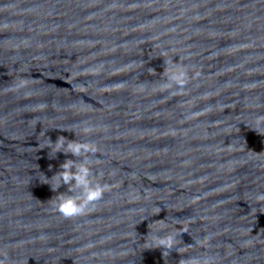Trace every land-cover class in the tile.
Here are the masks:
<instances>
[{
    "label": "water",
    "instance_id": "95a60500",
    "mask_svg": "<svg viewBox=\"0 0 264 264\" xmlns=\"http://www.w3.org/2000/svg\"><path fill=\"white\" fill-rule=\"evenodd\" d=\"M261 114L264 0H0V264H264ZM59 136L110 185L82 216L40 179L83 159Z\"/></svg>",
    "mask_w": 264,
    "mask_h": 264
},
{
    "label": "clouds",
    "instance_id": "9594fccd",
    "mask_svg": "<svg viewBox=\"0 0 264 264\" xmlns=\"http://www.w3.org/2000/svg\"><path fill=\"white\" fill-rule=\"evenodd\" d=\"M161 56L165 58L167 50H162ZM175 61L173 58L165 59L166 68L163 73L164 82L159 84L160 90H171L172 95L180 94L184 91V86L188 83L189 72L187 65ZM155 71L154 69H152ZM198 74V73H197ZM20 87L25 86V82H21ZM144 84L140 85V90H144ZM252 128L259 132H264V114L255 117ZM92 131L90 126L82 129L84 134ZM77 134V133H76ZM50 148V156L56 153L64 152L71 153L73 156H82L83 159L77 162L73 159H66L60 165V171L55 173L51 178L42 173L41 181L51 185V188L56 191L62 185H68L69 192H57L59 199L55 202V207L65 218L85 215L90 209V205H94L109 191L110 185L101 183L96 174L93 172L92 156L99 149L97 145L91 141H82L80 139L69 140L65 136H59L55 142L48 138L47 145ZM103 175V173H100ZM81 189V195H72L75 189ZM258 201H264V192L256 195ZM167 225H162L161 230ZM175 234L168 232L164 235L158 233L148 241L149 247H161L164 249H172L175 243Z\"/></svg>",
    "mask_w": 264,
    "mask_h": 264
}]
</instances>
